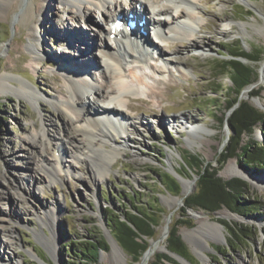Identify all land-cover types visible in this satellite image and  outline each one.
Masks as SVG:
<instances>
[{
  "label": "rangeland",
  "instance_id": "rangeland-1",
  "mask_svg": "<svg viewBox=\"0 0 264 264\" xmlns=\"http://www.w3.org/2000/svg\"><path fill=\"white\" fill-rule=\"evenodd\" d=\"M10 1L0 0V78L5 77L7 86L5 91L0 88V192L8 196L0 200V264H68L72 260L69 254L72 241H101L103 238H107L109 243L107 250L99 252V264H137L142 257L136 262L131 260L107 227L110 216L107 210L120 216L135 204L128 200L129 193H134L137 206L148 207L151 215L159 221L149 242L150 248L152 243H157L160 249L150 255L148 264L153 263L155 253L166 251L169 227L179 219H188V223L178 228V235L188 249V260L173 256L175 263L166 264H264V182L253 185L242 177L231 175L228 167L234 164L237 170H246L264 179V166L257 172H251L239 157H233L218 172L223 179L238 177L247 181L251 188L245 200L251 205L260 206L259 212L244 211L245 215H239L225 206L214 212L201 207L182 211L184 200L194 192L197 180L196 170L188 155H196L203 166L218 167L221 150L231 135L228 121L231 110L226 113L224 110L230 95L209 94V89L215 88L218 80L224 87L230 82L226 77L215 78L214 72L209 69V62L214 58H228L222 44L236 40L246 51L251 48L264 51V1L193 0L194 6L190 12L197 19V24H192L189 36L173 34L159 45L164 54L154 52L148 58L149 66L142 71L146 86H141L140 98H130L121 106L125 114L121 121L123 125L119 127L120 133L113 131L116 147L121 152L109 160V170L104 168L99 156L93 161L82 159L79 163L75 162L72 145L67 143L65 147H69L68 151L56 149L44 152L47 137L41 136L42 129H46L48 136L60 139L62 124L68 119L67 114L56 109L51 100L62 97L58 88L64 87L65 72L58 66L64 67V60L65 65L74 63L71 54L76 50L65 45L63 53L58 51L59 55H52L57 54L54 52L57 46L52 49L48 43L57 41L52 42L50 38L55 34L61 40L66 30L49 22L51 9L58 11L57 0H51V6L38 23L43 40L39 44L43 63L37 65L31 60L30 50L35 42L28 36L30 23L22 19L28 0H16L14 8H11ZM157 1L160 6L165 5L163 0ZM174 5L171 13L159 14L164 26L180 22L174 17H181L178 10L186 11L184 5ZM61 14L58 11L53 16L56 25L55 18ZM64 24L68 25L66 22ZM75 29L81 35H86L82 28ZM173 45H177V48ZM70 48L74 51H70ZM45 54L51 59L55 56L58 59L55 60L56 64L49 63ZM263 62L264 55L259 62L252 63L257 71V80L243 89L240 98L264 111ZM93 69V78H100L98 66ZM19 80L36 88L42 99L34 101L16 90L15 85ZM107 85L110 87L112 83L108 82ZM257 89L259 96L250 98V92ZM213 97L216 100L211 101ZM105 100L101 97L96 101L92 93L85 98L89 106L95 103L101 106L107 102ZM144 121H149V124H144ZM192 124L200 128L188 133L187 128ZM202 129L209 134L202 132ZM254 140L259 143L264 140L260 127H256L251 135L244 133L241 136L242 144ZM74 143L83 147L85 141L81 133H75ZM133 152L137 154L136 157H132ZM44 157H59L60 161L71 162L73 173L61 172L51 181L40 163ZM31 159H35L33 168L28 167ZM165 173L177 178L179 190L167 187L171 182ZM39 177L43 180L37 183ZM179 177L191 182L186 193ZM5 179L10 181L9 184ZM16 183L23 185L19 188L21 196L18 198L10 189ZM148 200L152 201L151 205L147 204ZM56 203L59 208L54 209ZM50 209H54V219L49 222L44 210ZM194 212L205 214L209 221L219 222L224 227V239L212 238L205 223L201 231L204 240L202 247L197 252L192 249L184 233L198 225L193 217ZM42 216L46 218L44 225L40 222ZM222 221L237 228L242 225L243 229H239L241 234L236 232L239 235L237 238L230 237V228ZM49 226L53 227L60 243L59 250L57 245L54 251L55 256L45 241V235L50 236ZM41 229L44 234L40 232ZM199 236L196 235L195 243H198ZM114 243L120 248L119 255L112 252ZM74 261L75 264L82 263Z\"/></svg>",
  "mask_w": 264,
  "mask_h": 264
},
{
  "label": "bare ground",
  "instance_id": "bare-ground-1",
  "mask_svg": "<svg viewBox=\"0 0 264 264\" xmlns=\"http://www.w3.org/2000/svg\"><path fill=\"white\" fill-rule=\"evenodd\" d=\"M15 1L11 2V8H14ZM105 2V0H102ZM51 0H28V4L23 9L22 12V19L24 22L30 23V26L28 27V36L31 38L35 44L33 45L32 50V56L31 60L35 62L37 65H40V63H43V54H41V48L39 49V44L43 41L41 39V34L38 30V23L41 18H43L45 14V10L51 6ZM57 2L61 5H63V10H66V7L71 8L70 13V20L73 22L76 19H85L88 16V12L92 9L93 10V0H83V2H87L91 6L90 9L86 8L82 3V0H57ZM137 3V2H136ZM157 0H144L140 4V8L137 9L135 4H130L127 6L130 13H133L137 18H139L141 15H144V11H151L152 13L154 11H158L156 15L159 14H169L171 9L175 7L176 5H184L186 7V11L184 9L178 10V13L180 11V16H175V20H179L180 22H175L174 25H168L166 26L169 28V31L171 33H174L175 35L180 36H189V32L191 31L192 24H197V19L193 16V14L190 12V9L193 8L194 2L193 0H173L170 1L165 7L160 6L157 4ZM177 7V6H176ZM51 9V8H50ZM54 9V7H53ZM125 7H120L116 13H120L123 15H126ZM51 16L49 22L53 23L55 27L58 28V26L53 21V16L58 12L51 9ZM110 10L104 8L103 13V20L104 21H112V18L116 15V13L108 12ZM149 13V12H148ZM171 13V12H170ZM177 13V14H178ZM173 14H176L174 12ZM172 14V15H173ZM145 20L147 19L144 17ZM181 18V19H180ZM161 20V18H159ZM58 20L61 22V29L63 28L68 31V29L71 31L70 33L64 32V36L62 34V39H57V37L54 34L53 38H50V40L57 41V43H48V45H51V48L53 49L54 46L61 47L63 50L55 49L54 52L57 54L52 55H59V53H63L65 49V45H69L70 47L74 48L76 52H73L74 49L70 48V51L73 52L71 54L72 59H74V63L72 64H66L65 60L62 62L64 63V67L58 66L61 70H64L65 73H63V86L59 87L58 91L61 93L62 97H57L55 99L51 100V103L53 106L60 110L61 112H64L67 114L68 119L64 121L62 124V133L60 139H55L52 136H48V132H46V129H42L41 136L46 135L45 137L47 142L44 143V152L49 153V151L54 149H59L68 151V146L65 147V143L72 145V149L74 152L73 160L77 163L79 161L81 162L82 159L93 161L98 156L102 159L104 168L108 169V162L112 157H116L120 154L121 150L116 147V137L114 135L113 131H116L117 128L113 125V123L110 122L112 118H120L122 121V118H125V114L122 112L121 106L124 104V102H129L130 98L132 99H138L141 96L142 90L140 89L141 86L145 85V75L143 70H145L149 66L148 58L151 57L150 55L152 53H149V51L144 50L143 41L144 39L140 35V25H137L133 32L135 35L140 36V41H131L125 42L121 41L119 37H116L114 40V44L110 45L107 43H104L103 49H100V46L102 45L101 42L99 45H95V48H92L90 50H85L87 47L84 41L86 40V36L81 35L76 31L75 28H82L78 23L80 20L75 21V26L71 29L67 28V25H65V21L58 17ZM140 20L142 18L140 17ZM148 20V19H147ZM157 20L154 22L155 25H161L162 20ZM78 22V23H77ZM91 22V21H90ZM162 26V25H161ZM147 27V26H143ZM90 28L97 29L98 40L102 41V37L104 35H108L109 32L105 30L103 23H96L95 21L91 22ZM47 35H49L47 33ZM161 35V32H160ZM50 36V35H49ZM49 36H47V40L49 39ZM41 39V40H40ZM49 41V40H48ZM61 44H60V43ZM67 44H65V43ZM155 42V41H154ZM163 42V41H162ZM83 46H80V45ZM155 46L151 45L153 47L154 52L158 55L164 54L163 50L159 46L157 42L154 44ZM85 46V47H84ZM89 46V45H88ZM175 48H177V45H173ZM80 47H83L84 49H80ZM55 48V47H54ZM157 49V50H156ZM47 50V49H46ZM96 50V51H95ZM50 50H48V53ZM44 53V52H43ZM98 54V56L96 55ZM46 55V54H45ZM77 55L79 56L78 58ZM47 56V55H46ZM48 57V56H47ZM52 57V56H51ZM74 57V58H73ZM76 58V59H75ZM49 60V63L55 62L56 57H50L47 58ZM150 60V59H149ZM95 66H98V69L100 68V78H94L91 80V72H94L93 69ZM263 68H264V62H263ZM77 71H80V75H77L79 73H76ZM93 74V73H92ZM264 75V72H263ZM91 76V77H90ZM100 79V81H99ZM108 82L112 83V86H108ZM114 86V87H113ZM0 88H2V91H5L7 89V86L5 85V77L0 78ZM16 90H18L21 94L31 97L34 101H39L42 99V95L39 93V91L28 85L25 81L19 80L17 81V85H15ZM94 94L95 100L98 101L101 97L106 99V103H104L101 106H98L96 103L89 106L85 98H87V94ZM129 105V104H128ZM118 106V107H116ZM129 107V106H128ZM110 118V120H109ZM108 119V120H107ZM187 122V121H186ZM45 123V122H44ZM120 123V122H117ZM122 123V122H121ZM144 124H149V121H144ZM151 124V123H150ZM200 127L197 125L192 124L191 126H188L187 132L193 130H199ZM203 130V129H202ZM81 133L83 136V139L85 141V144L82 148L79 146H76L74 143L75 133ZM202 132H205V134H209L208 131L203 130ZM119 133V132H118ZM121 136V135H120ZM123 137V136H122ZM121 137V138H122ZM125 138V136H124ZM66 144V145H67ZM85 150V151H84ZM70 151V150H69ZM63 156V155H62ZM137 154L135 152L132 153V157H136ZM48 157H44L43 160H41L42 167L46 169L48 175L50 176L51 181L55 180L56 177L61 175V172H64V174H72V163L66 161H60L58 158L53 157L52 159H47ZM35 159H31V164L28 166L29 168H33V163ZM40 161V160H39ZM88 162V161H87ZM229 173L231 175L239 176L244 178L245 180L251 182L253 185H261L264 182V179L262 176H257L254 174H250L246 170L242 169H236L234 168V164H230L229 166ZM103 169V170H105ZM102 170V172H104ZM109 170V169H108ZM180 182L183 187V192L186 193L190 186L191 182L184 178L179 177ZM4 179V178H3ZM41 180H43L42 177L37 178V183H40ZM6 182L9 184V180L5 179ZM23 186L22 184H15L10 186V189L13 191V194L18 198L21 196L20 194V187ZM13 195V196H14ZM7 196L6 193L0 192V200L5 199ZM21 199V198H19ZM57 203L53 206V208H57ZM59 208V207H58ZM54 209L50 210H44V214L47 219L50 221H53L54 219ZM229 216V215H228ZM19 217V216H18ZM193 217L198 222V225L195 229L189 230L188 232L184 233V237L186 238L187 242L191 245L192 249L195 251L197 249H200L202 247V243L204 242L203 238L201 237V231L204 229L203 225L205 223L209 227L210 236L217 239H224V227L217 221H209L207 216L201 212H194ZM46 218L43 216L40 218V222L42 225L45 224ZM52 224V223H50ZM50 230V236L45 235V241L47 242L48 246L50 247V252L52 255H56L54 251L58 250L60 243L55 237L54 229L53 227L49 226ZM40 232L42 234L43 230L41 229ZM200 235V239L198 240V243H195L196 235ZM3 244V242H2ZM160 247L157 243H152L151 248H149V251L145 253L141 261L137 264H148L150 255L155 251L159 250ZM120 248L117 244H112V252L116 255L118 254V251ZM200 251V250H198ZM197 252V251H196ZM5 257V255H3ZM9 257V256H8ZM119 257V256H118ZM141 257V256H140ZM59 259V257H57Z\"/></svg>",
  "mask_w": 264,
  "mask_h": 264
},
{
  "label": "trees",
  "instance_id": "trees-1",
  "mask_svg": "<svg viewBox=\"0 0 264 264\" xmlns=\"http://www.w3.org/2000/svg\"><path fill=\"white\" fill-rule=\"evenodd\" d=\"M222 46L228 58L212 59L209 62V69L214 72L215 78L226 77L229 79L230 84L224 87L221 81L218 80L216 87L209 89V94L230 95L229 99L226 100L224 110L225 113L231 110L228 117L231 135L228 143L221 150L222 157L218 167L203 166L196 155H188L196 170L194 173L197 180L194 192L187 195L184 200L182 211L186 212V210L193 209V207H201L209 212H214L225 206L239 215H245L246 212L244 211L257 213L261 210V207L251 205L245 200L246 197H249L248 190L251 188L248 182L238 177L223 179L218 175V172L227 160L233 157H239L245 168L251 172H257L264 166V140L260 143L257 140L248 141V144L241 143V136L244 133L251 135L256 127H260L264 137V111L240 98L243 89L257 80V71L252 63L259 62L263 58L264 51L257 48L246 51L238 40L234 43L222 44ZM259 94L258 89L252 90L249 97H258ZM215 98L213 97L210 100H216ZM221 122H223V119ZM183 163L186 164L185 161ZM165 175L171 182V185H167V187L175 189L174 191L179 190L177 178L172 174L165 173ZM180 175L183 176L181 173ZM127 198L130 202L135 203L133 207L127 209L126 213L120 216H117L110 209L107 210L110 215L107 227L110 235L124 253L136 262L150 246L149 239L154 237V230L159 225V221L151 215L152 213L148 210V207L136 205L138 202L134 193H129ZM151 203L152 201H147V204L151 205ZM183 216L186 215L183 214ZM185 223H188V219H179L170 225L166 237V251L155 253L152 264L175 263L170 252H174L188 260L186 256L188 249L178 235L179 226ZM222 223L230 228L228 232L230 237L237 238L239 235L238 233L236 235V232L241 234L239 229H243L242 225H238L237 228L225 221H222ZM244 237L246 238L247 235H244ZM108 243L107 238H103L101 241L97 239L72 241L69 249L72 260L68 264H75L74 260L82 262L81 264H99V252L107 250Z\"/></svg>",
  "mask_w": 264,
  "mask_h": 264
},
{
  "label": "water",
  "instance_id": "water-1",
  "mask_svg": "<svg viewBox=\"0 0 264 264\" xmlns=\"http://www.w3.org/2000/svg\"><path fill=\"white\" fill-rule=\"evenodd\" d=\"M108 241H109V240H108ZM116 243H117V242H116ZM149 243H150V242H149ZM162 247H164V245H162ZM149 248H150V246H149V247L147 248V250L143 253V255L149 251ZM143 255H142V256H143ZM170 255H171L172 257H173V256H176V257H179V258L185 259V258L179 256L178 254L174 253V252H170ZM142 256H141V257H142ZM185 260H186V259H185Z\"/></svg>",
  "mask_w": 264,
  "mask_h": 264
}]
</instances>
